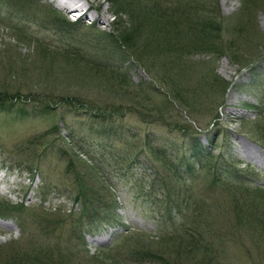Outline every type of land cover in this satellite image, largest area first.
<instances>
[{
    "label": "trees",
    "instance_id": "16d2710c",
    "mask_svg": "<svg viewBox=\"0 0 264 264\" xmlns=\"http://www.w3.org/2000/svg\"><path fill=\"white\" fill-rule=\"evenodd\" d=\"M105 1L111 12L112 29L96 32L87 27L83 35L91 43L99 40L118 57L121 53L122 63L144 73V79L135 84L127 70L97 61L76 46L65 49L50 45L27 26L8 22L0 24V29L8 30L16 42L31 45L38 61L45 65L60 67L56 62L64 61L66 65L82 66L87 73L99 76L100 81L106 79L118 85L119 94L125 99L120 96L118 103L106 102L100 107L80 97L57 98L36 91L0 88V108L19 102V110L27 114V105L47 113L59 106L78 107L83 113L89 111L92 117L103 119L130 115L144 125L163 126L168 133L175 130L186 134V127L195 123L198 127L192 133L197 136L189 141V156L183 154L181 160L170 156L165 147L156 146L151 132L140 135L132 132V127L121 132L119 152L111 148L84 158L80 155H87L86 151L81 152L70 140L60 137L64 148L57 150L65 163L63 172L73 183L66 198L81 204L80 211L65 213L63 204L32 208L1 201L0 216L9 210L29 215L34 217L36 230L0 245V264H234L229 237H251L256 248L264 242V184L258 178L259 170L255 171L250 163L241 166L227 141L222 150L216 151L218 144L213 142V135L206 134L205 144L200 142L198 133L202 130L198 128L205 118L208 126L219 124L215 104L209 107L204 102L215 93L216 103L220 104L229 87L230 82L215 74L217 58L226 57L241 69L252 63L249 49L261 39L252 13L260 0H241L234 23L221 16L215 0ZM8 2L43 29L52 25L61 33L76 27V23L64 21L53 8L42 7L36 0ZM263 50L256 54L258 59L263 58ZM200 55L209 60L198 58ZM254 84L251 79L235 85L245 89ZM257 99L254 107L244 104L242 110L253 113V119L239 117V129L264 151V99L261 94H257ZM55 129L58 127L54 124ZM47 134L50 132L26 139L23 148L42 147L48 143ZM129 140L133 144L139 142L141 147L132 156L135 147L128 145ZM133 160L138 161L142 174L150 180L146 183L143 176L131 175L134 182L129 191L136 192L149 206L166 210L170 226L150 229L120 222L116 212L120 204L109 174L114 166ZM180 167L185 168L183 172ZM27 170L36 175L38 167ZM185 172H194L193 183L184 181ZM113 227L116 229L110 241L93 248L88 255L85 234Z\"/></svg>",
    "mask_w": 264,
    "mask_h": 264
},
{
    "label": "rangeland",
    "instance_id": "374dc122",
    "mask_svg": "<svg viewBox=\"0 0 264 264\" xmlns=\"http://www.w3.org/2000/svg\"><path fill=\"white\" fill-rule=\"evenodd\" d=\"M42 7H53L66 22H73V14L67 16L66 12L57 8L50 1L53 0H36ZM90 1V0H88ZM83 3V0H80ZM97 2V3H96ZM219 7V12L224 18H230V21L238 20L239 10L241 8V0H215ZM91 6L87 8V16L81 17L76 22V27H73L69 32H58L48 26L43 29L38 23L32 21L31 16L21 13V9L10 4L8 0H0V24H21L27 26L35 35L41 36L50 45L65 49L78 47L82 52L86 53L97 61H105L112 66H119L122 70H127L130 74V80L135 84L139 80L144 79V73L139 69L131 68L130 65L122 63V55L119 56L113 53L106 45L103 46L99 40L91 43L86 39L85 30L93 28L96 32H110L113 22H111V12L108 8V3L105 0H91ZM256 8L252 13L255 17L253 22L257 25L256 33L260 36L254 45L249 49L253 57L248 70L238 68V64L229 63L228 58L220 56L214 63L215 74L218 78L230 83L227 91L222 95L221 103H216L215 93L212 97L205 99L207 106L212 107L215 104L214 112L217 114L218 125L214 122L208 126L207 119H203L200 131V142L205 144V136L213 135V142L218 145L216 150H222L225 146V141L231 145V150L237 153V158L241 166L251 163L259 170V180L264 184V151L254 148V144L249 141L242 131L239 129V117L253 119V113L243 111L245 103H256V92L261 94L264 99V55L263 58H257L256 54L264 49V0L257 2ZM95 7V8H94ZM107 9V10H106ZM89 11V12H88ZM99 15V16H98ZM106 17V18H105ZM44 18V17H43ZM253 18V17H252ZM92 25H91V21ZM125 19L124 17L122 20ZM92 46V47H90ZM264 51V50H263ZM36 52L31 45H24L22 42H16L8 30L0 29V88H8L9 90L25 92L36 91L38 94H46L48 96H65L70 99L80 97L85 101L97 104L103 107L106 102L118 103L121 96L119 94L118 85L105 81H100V77H94L92 73H87L82 66L76 64L66 65L64 61H57L60 66L49 67L45 62L38 61ZM200 55L198 58L209 60L208 56ZM197 59V56L193 57ZM63 65V66H62ZM241 70V71H240ZM257 76V78H256ZM254 80L251 88L242 89L236 87L238 84H243L249 80ZM254 83V82H253ZM252 83V84H253ZM236 84V85H235ZM218 94V92H217ZM122 100L123 98L121 96ZM158 102V99L155 98ZM19 102H14L11 107L0 108V202H9L13 206H18L23 203L32 208H38L40 204L43 207H58L63 204L65 213L80 211L81 204L75 205L67 195L70 193L73 183L71 179L63 172L64 161L60 158V153L57 150L64 148V143L60 140L62 137L65 140H70L75 148L80 149L81 158L88 155L98 156L109 149H117L119 152L121 141L119 138L121 132L127 127H132V132H138L142 135L146 132H151L156 146H163L169 152L170 156H174L176 160H181L182 155L189 156L186 149L189 148V141L196 135L192 133L193 128L198 127L193 123L192 126L186 127V134L171 131L168 133L163 126L144 125L137 122L135 117L125 115L120 116H105L92 117L89 111H84L78 107H55L54 111H41L34 105H27L26 111L21 113L19 110ZM117 108L118 106H114ZM54 124L58 129L54 130ZM197 129V128H196ZM49 131L46 140L48 143L42 147L35 145L34 147H26L25 140L35 134H42ZM155 136V137H154ZM197 136V135H196ZM132 140H129L128 145ZM68 145V144H67ZM133 151L141 149L140 143L134 142ZM24 149V151L22 150ZM114 151V150H113ZM261 152V153H258ZM260 154V155H259ZM259 155L258 157H256ZM250 158L259 162V165L252 163ZM132 161L128 163H120V165L112 166L109 176L112 181L115 191L116 201L119 202L120 208L117 212L120 216V222H125L127 226L137 225L138 227H148L150 229L155 226H170L166 210H157L149 206V203L141 199L134 191H129L134 179L130 176H143L146 183L150 179L142 174L143 168ZM38 167L37 175L29 172L27 169L33 166ZM195 168L197 167L196 163ZM181 168V167H180ZM185 168H181L183 172ZM147 173V172H146ZM145 173V174H146ZM4 175V176H3ZM194 175V172H193ZM185 182H190L193 176L192 173L185 172ZM44 182V183H43ZM145 181H142L143 183ZM12 191V192H11ZM10 192V193H9ZM45 198L44 202L41 199ZM0 245L8 243V241L18 240L20 235L33 232L36 230L34 217L20 215L12 211H6L0 216ZM168 221V222H167ZM170 228V227H169ZM229 245L231 246V254L235 258L234 264H264V242L262 241L258 248L252 245L251 237H229ZM87 244L88 255H91L93 248L98 247L101 242L106 244L110 241V236L101 231L93 230L85 234L84 238ZM257 240V239H256ZM261 248V249H260Z\"/></svg>",
    "mask_w": 264,
    "mask_h": 264
},
{
    "label": "bare ground",
    "instance_id": "6f19581e",
    "mask_svg": "<svg viewBox=\"0 0 264 264\" xmlns=\"http://www.w3.org/2000/svg\"><path fill=\"white\" fill-rule=\"evenodd\" d=\"M58 3L62 4L68 13L75 11V8L77 7V4L80 3V11L82 10L81 13H83V9H87L88 7L91 6V0H83V3L80 2V0H58ZM97 3V2H96ZM95 8V7H94ZM107 10V9H106ZM89 12V11H88ZM99 16V15H98ZM106 18V17H105Z\"/></svg>",
    "mask_w": 264,
    "mask_h": 264
}]
</instances>
